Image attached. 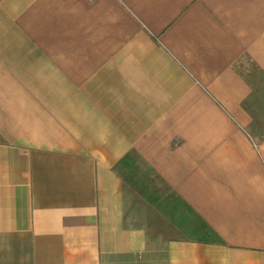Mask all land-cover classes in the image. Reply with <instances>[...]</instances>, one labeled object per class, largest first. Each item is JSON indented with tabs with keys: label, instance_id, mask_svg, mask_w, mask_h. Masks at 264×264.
Returning <instances> with one entry per match:
<instances>
[{
	"label": "crops",
	"instance_id": "obj_1",
	"mask_svg": "<svg viewBox=\"0 0 264 264\" xmlns=\"http://www.w3.org/2000/svg\"><path fill=\"white\" fill-rule=\"evenodd\" d=\"M246 66L264 0H0V264H264ZM135 165L215 240L128 226Z\"/></svg>",
	"mask_w": 264,
	"mask_h": 264
},
{
	"label": "rangeland",
	"instance_id": "obj_2",
	"mask_svg": "<svg viewBox=\"0 0 264 264\" xmlns=\"http://www.w3.org/2000/svg\"><path fill=\"white\" fill-rule=\"evenodd\" d=\"M244 72L253 79V94L248 102L253 124L248 129V133L258 141L264 138V77L259 76L252 66H246ZM135 169H138V172H135ZM121 175L128 226L146 227L153 224L159 226L163 217L174 221V223L169 222L173 223L177 232L174 231V236L171 237L215 240V237L205 230L193 215H190L180 204L174 203L170 190L147 168L135 165L132 171H123Z\"/></svg>",
	"mask_w": 264,
	"mask_h": 264
}]
</instances>
